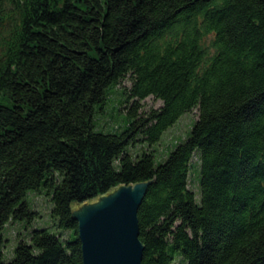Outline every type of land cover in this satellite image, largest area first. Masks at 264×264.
<instances>
[{
    "label": "trees",
    "instance_id": "1",
    "mask_svg": "<svg viewBox=\"0 0 264 264\" xmlns=\"http://www.w3.org/2000/svg\"><path fill=\"white\" fill-rule=\"evenodd\" d=\"M126 75L127 123L95 130L93 104ZM148 94L161 104L143 109ZM150 176L141 264H264V0H0V264H82L70 200ZM29 189L67 231L32 227L5 259L4 225L35 212Z\"/></svg>",
    "mask_w": 264,
    "mask_h": 264
},
{
    "label": "water",
    "instance_id": "2",
    "mask_svg": "<svg viewBox=\"0 0 264 264\" xmlns=\"http://www.w3.org/2000/svg\"><path fill=\"white\" fill-rule=\"evenodd\" d=\"M152 179L118 183L83 201L70 200L82 264H141L136 210Z\"/></svg>",
    "mask_w": 264,
    "mask_h": 264
},
{
    "label": "rangeland",
    "instance_id": "3",
    "mask_svg": "<svg viewBox=\"0 0 264 264\" xmlns=\"http://www.w3.org/2000/svg\"><path fill=\"white\" fill-rule=\"evenodd\" d=\"M129 85L128 75L120 79L115 84H110L105 87V96L102 102H95L93 104V111L91 116L92 126L95 130L103 132H118L128 121V117L124 111L125 92L123 86ZM141 107L148 109L149 107H157L161 104V99L156 98L152 94L144 96L141 100ZM196 114V108L182 112L175 121L165 128L161 137L157 142L152 143L151 147L154 149L155 159L162 160L165 158L168 150L174 146L176 140H180L186 135L192 120ZM197 164V166H196ZM199 164L195 157L191 158V165L188 173V185L196 194H198V180ZM25 200L29 208L33 209L31 218L16 219L8 221L3 229L4 249L3 257L9 259L13 255V247L15 245L17 236L26 238L30 228L44 227L48 231L56 235H62L67 229L57 226L51 217L50 209L52 200L50 195L46 194L43 189H29L25 194ZM182 257L175 253L173 259L169 264H184Z\"/></svg>",
    "mask_w": 264,
    "mask_h": 264
}]
</instances>
